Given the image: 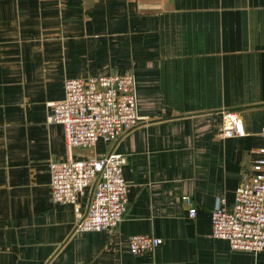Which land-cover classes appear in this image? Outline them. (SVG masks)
I'll return each instance as SVG.
<instances>
[{
	"label": "crops",
	"instance_id": "0c3cea01",
	"mask_svg": "<svg viewBox=\"0 0 264 264\" xmlns=\"http://www.w3.org/2000/svg\"><path fill=\"white\" fill-rule=\"evenodd\" d=\"M125 70L141 119L75 153L126 152L128 207L112 229L78 230L75 205L51 196L50 164L68 153L47 102L68 76ZM226 110L245 135L220 134ZM263 127L264 0H0V264H264V250L212 236ZM135 233L163 242L134 254Z\"/></svg>",
	"mask_w": 264,
	"mask_h": 264
},
{
	"label": "built area",
	"instance_id": "2783aa9c",
	"mask_svg": "<svg viewBox=\"0 0 264 264\" xmlns=\"http://www.w3.org/2000/svg\"><path fill=\"white\" fill-rule=\"evenodd\" d=\"M65 95L47 102L48 122H61L65 128L67 157L52 160L51 196L54 202L73 203L78 230L112 229L123 220L129 203V183L124 175L126 152L110 149L102 155L78 156L77 148L93 149L100 138L113 142L139 122L137 86L131 70L111 74L68 76ZM262 132L264 133V127ZM244 121L235 110H226L220 134L243 136ZM263 154L244 172L234 198H225L212 210V236L225 238L233 249L264 250V146ZM94 186L85 214L80 198ZM189 200L188 196H185ZM196 207L190 208L195 215ZM163 242L161 236L135 233L129 236L134 254L153 251Z\"/></svg>",
	"mask_w": 264,
	"mask_h": 264
},
{
	"label": "water",
	"instance_id": "95a60500",
	"mask_svg": "<svg viewBox=\"0 0 264 264\" xmlns=\"http://www.w3.org/2000/svg\"><path fill=\"white\" fill-rule=\"evenodd\" d=\"M94 186H95V184H93V186H92V193H93V190H94Z\"/></svg>",
	"mask_w": 264,
	"mask_h": 264
},
{
	"label": "trees",
	"instance_id": "16d2710c",
	"mask_svg": "<svg viewBox=\"0 0 264 264\" xmlns=\"http://www.w3.org/2000/svg\"><path fill=\"white\" fill-rule=\"evenodd\" d=\"M86 150H92V149H86ZM89 155H93V153L89 154Z\"/></svg>",
	"mask_w": 264,
	"mask_h": 264
}]
</instances>
